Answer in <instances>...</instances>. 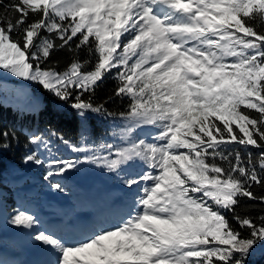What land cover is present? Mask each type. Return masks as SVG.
<instances>
[{"label":"snow or ice","instance_id":"1","mask_svg":"<svg viewBox=\"0 0 264 264\" xmlns=\"http://www.w3.org/2000/svg\"><path fill=\"white\" fill-rule=\"evenodd\" d=\"M7 7L14 15L0 18V69L72 99L85 121L79 143L60 138L82 158L51 159L45 179L89 162L137 189L119 226L101 219L72 241L37 232L35 240L57 253L54 264H246L264 241V216L236 211L245 197L264 203L253 191L264 185V0H17ZM30 15L37 18L28 23ZM74 38L89 59L74 55L62 71L42 67L55 49L71 51ZM113 71L114 95L129 100L124 111L93 100ZM89 113L122 121L111 132L119 142L92 141ZM143 126L155 136L138 138ZM29 141L50 150L43 134ZM233 144L260 149L259 157L228 151ZM24 160L43 163L38 151ZM138 162L142 174L131 170ZM10 223L30 230L39 220L17 210Z\"/></svg>","mask_w":264,"mask_h":264},{"label":"trees","instance_id":"2","mask_svg":"<svg viewBox=\"0 0 264 264\" xmlns=\"http://www.w3.org/2000/svg\"><path fill=\"white\" fill-rule=\"evenodd\" d=\"M15 2L17 0H0V18H6V11L9 16L14 15L7 6ZM36 18L30 15L28 23ZM20 34H22V30L20 33H13V35ZM42 34L49 35L46 32ZM56 43L59 44L60 41L57 39ZM76 43L78 41L75 38L70 42L71 51L67 46L55 49L42 67L55 66L58 71H62L71 62L74 55H77L81 60L89 59L87 48L82 47L77 50L75 48ZM94 63L95 60L92 59L90 66ZM116 87L117 80L113 71L97 87L93 100L97 103L106 102L105 106L110 111H124L129 104V100L126 97H116L114 95ZM36 90L41 93V104L37 114L28 111V109L21 111L15 106L13 107L11 104L0 100V144H7L6 148H0V230L5 231L7 229L11 217L17 210L40 215V207L46 206L50 201V195L57 194L54 193L57 189L52 187L55 183L61 184L65 189L64 191L58 190V193L64 197L66 196L68 202L61 208L58 206L50 208L61 218L57 222H53L50 229L47 228L45 221L42 222L47 230L54 231L57 235L60 234L61 229L64 231L67 228V226L61 224L64 223L65 217L70 214H73L70 217L73 224L68 226L67 232L69 233L64 237H70L71 240L79 239V234L85 226L101 219H107L109 222L114 223V226H119L120 216L131 212L134 207L133 199L137 189L134 188L130 191L126 187L124 192H118L117 196H120V200L110 206L114 201H110L111 197L117 189L108 187L105 201L100 200L97 203V197L88 200V198L82 196L83 193L72 192L74 190L73 185H70V182L68 183L63 175H54L45 179L47 172L52 169L44 162L40 165H30L34 162H25L24 157L35 151L34 145L29 141L31 134H43L45 138H52V140H61L60 138L63 137V139H69V141L76 144L79 143L81 131L80 117L70 106L72 99L67 102L61 101L41 85ZM85 95L87 96V94ZM252 115L258 114L253 110ZM114 122L115 120L111 118L89 113L86 117V125L90 130L91 140L96 142L101 140L107 142L108 140L112 143L115 138L111 135ZM4 132L8 133L7 138L3 136ZM51 133L56 135L53 136ZM155 134L156 131L153 128L145 134L141 133L139 129L136 132L138 138L146 139H151ZM228 151H239L244 156L251 153L252 159L255 161L261 150L253 146L244 148L238 144H233L229 146ZM58 157L69 159L72 155L60 154ZM142 170H146V168L139 162L133 165V172L142 174ZM112 180L114 179H111L110 182ZM140 187L142 188L143 184ZM253 191L257 196H264V185H253ZM57 197L60 199V196ZM83 206L92 209L88 217L82 220L77 218V214ZM236 211L240 215H250L257 218L264 216V203L245 197L240 200V206ZM226 215L231 218L233 214L227 212ZM232 223L236 228H240L235 220ZM241 231L245 236L250 234L248 229H242ZM62 235L66 234L62 233ZM260 243H264V241L258 242L254 247H257ZM252 249L246 258V264H264V250L254 252Z\"/></svg>","mask_w":264,"mask_h":264},{"label":"rangeland","instance_id":"3","mask_svg":"<svg viewBox=\"0 0 264 264\" xmlns=\"http://www.w3.org/2000/svg\"><path fill=\"white\" fill-rule=\"evenodd\" d=\"M38 83L33 81L25 80L21 77H17L6 70L0 69V100L3 102L11 104L13 107L15 106L19 110H27L34 112L37 114L38 109L41 104V93L36 90L38 87ZM85 121H82L80 118V125L84 124ZM114 128H118L122 126V121L115 120ZM151 126H143L139 130L141 133H147ZM51 141L50 150L46 149L43 145H34L35 151H38L39 158L47 165H49V161L53 158L60 159L58 156L69 154L72 155L71 158H82V154L73 152L68 146L63 144L61 140H52ZM68 140L69 139H64ZM72 142V141H70ZM113 142H119L115 137ZM74 143V142H72ZM107 143L110 141L107 140ZM63 160V159H61ZM30 164V163H29ZM36 163H31L30 165H34ZM133 165L131 166V170ZM127 171V169L125 170ZM63 175L70 185H73L72 192L83 193V197L89 199L96 198V202L106 199V190L108 187L115 188L117 191L111 197V200H114L113 203H117L120 200V196H117L118 192H124L125 186L120 177L113 172H109L101 167H97L96 165L89 162H81L74 169L68 170ZM111 179H114L110 182ZM54 193L56 195H50V201L40 207V215L36 214L35 216L39 220V225L33 229H24L21 227H17L8 223L7 229L0 230V264H54L57 253H55L50 247L43 245L39 241L35 240V235L39 231L45 230V224H47V228L50 229L51 224L53 222H57L59 220V215L54 213V210L50 209L52 206H58L59 208L65 206L68 202L66 196L60 195L58 190ZM60 196V199L57 197ZM82 198V197H81ZM91 207H81V210L77 214V218L86 219L90 214ZM32 214V213H31ZM66 216L64 219V223L61 225L70 226L73 222L70 220V217ZM70 220V221H69ZM112 226L114 223L109 222ZM67 228L63 231L59 232V236H62L65 240L72 241L70 237L67 236L69 232H67ZM62 233L66 235H62ZM264 243L258 244L257 247H253L252 251H263Z\"/></svg>","mask_w":264,"mask_h":264}]
</instances>
